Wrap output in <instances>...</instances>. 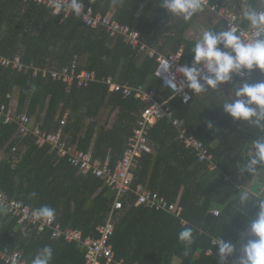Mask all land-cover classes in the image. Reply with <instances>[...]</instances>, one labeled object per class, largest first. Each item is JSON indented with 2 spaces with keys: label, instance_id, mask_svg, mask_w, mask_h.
<instances>
[{
  "label": "trees",
  "instance_id": "trees-1",
  "mask_svg": "<svg viewBox=\"0 0 264 264\" xmlns=\"http://www.w3.org/2000/svg\"><path fill=\"white\" fill-rule=\"evenodd\" d=\"M82 2L94 12L110 13L119 23L134 27L141 41L160 53L181 49L182 63L188 65L194 60L191 49L198 40L186 35L191 26L201 23L207 29H225L224 21L208 9L188 23L171 20L167 10L159 7L162 0H126L123 8H113L111 0H96L95 5L89 0ZM211 2L233 6L238 12L244 10L242 0ZM0 55L19 56L23 63L43 70H61L76 56L79 72L94 71L98 78L111 76L122 84H141L156 92L159 101L171 95L154 75L155 58L139 53L119 36L111 37L103 27L86 26L81 18L61 12L57 15L32 2L0 0ZM242 82L244 79L232 85L222 84L219 91L201 95L191 91L187 103L179 97L168 102L173 115L209 148L216 169H208L193 150L177 140V132L167 119L153 125L149 134L152 152L141 153L133 169L134 186L142 184L182 207L187 226L196 229V243L190 254L184 256L178 241L185 224L169 213L134 207L131 195L114 216L109 242L115 260H123V264H218L219 248L211 245L214 238L222 237L237 248L247 236L258 208L250 209V204L244 215L237 207L238 195L252 183L258 184L254 182L258 178L239 176L236 164L247 158L251 142L264 133L243 122H233L222 107ZM249 82H264V74L253 70ZM32 85L36 86L35 93ZM15 91L18 112L26 110L42 128L60 132L66 142L83 151L91 150L94 157L104 158L109 153L111 165L122 156L137 114L145 107L139 99L123 98L103 83L83 88L73 85L66 90L62 82L42 73L33 76L0 66V102ZM104 106L109 107L110 114L98 124L97 117ZM101 185L98 178L80 173L49 147H38L31 137L17 136L15 125L0 121V188L9 197L31 209L51 206L56 210L55 221L63 228L80 229L83 236L96 237V227L104 223L112 204L108 189ZM33 192L38 195L29 198ZM213 209L219 211L217 216ZM47 245L54 249L51 264H84L80 244L53 239L48 231L39 233L34 226L18 224L9 214L0 216L1 251L9 254L19 250L31 263ZM208 249H212L211 254ZM230 260L231 257L227 264ZM100 264L107 263L102 260Z\"/></svg>",
  "mask_w": 264,
  "mask_h": 264
},
{
  "label": "built area",
  "instance_id": "built-area-1",
  "mask_svg": "<svg viewBox=\"0 0 264 264\" xmlns=\"http://www.w3.org/2000/svg\"><path fill=\"white\" fill-rule=\"evenodd\" d=\"M23 1L43 6L55 14L61 12L64 16L69 15L67 10H61L58 7L59 4L63 3V0ZM212 5H215V7H212ZM212 5L207 9L224 21L225 29L231 25L240 26V34L244 39L248 38L249 32L247 23L243 20V12L236 11L230 5ZM89 8L91 7L84 6L85 11L83 16L80 17L83 23L93 28L103 27L111 37L119 36L127 45L136 49L139 53L155 58L154 75L160 81L161 86L171 92V95L167 99L159 101L156 98V92L146 90L141 84H122L111 76L98 78L94 71L79 72L77 70L76 56H74L69 66L63 67L61 70H43L33 64L23 63L19 56L8 58L0 55V66L11 68L23 74L31 73L33 76L42 73L43 76L49 77L53 81L62 82L66 90H70L73 85L83 88L88 87L92 83H103L113 92L120 93L123 98L134 97L145 104V107L137 114L136 126L126 143L122 156L111 165V155L109 153L104 158L94 157L91 151H83L75 145L66 142L60 132H50L42 128L41 124L33 120L26 110L18 112L13 94L7 93L5 95L6 100L0 102V121L5 125H15L17 136L23 138L31 137L34 144L38 147H49L50 151H53L57 157L66 159L80 173L91 174L98 178L102 183L101 187L108 189V194L112 197V204L104 223L96 227L97 236L93 237L83 236L80 229L63 228L55 220L52 222L35 221L32 219L33 209L23 204L20 200L9 197L2 188H0V200H3L11 209L9 215L17 219L18 224L34 226L39 233L48 231L53 239H63L68 243L76 242L80 244L84 250V264H100L102 260H105L107 264H123V260L117 261L114 259V251L109 240L114 232L115 213L122 208L125 199L133 195L134 207L166 212L180 219L182 223L185 222L182 218L183 209L177 203L168 201L164 196L142 184L133 185V169L136 165L137 157L143 152H152L149 134L153 125L159 120L167 119L177 132V140L185 148L193 150L199 161L205 162L210 170L216 169L217 165L209 148L193 133L189 132L186 124L173 115V111L168 105L170 99L174 97H179L183 103L191 100L185 101V95L192 97L191 90L187 87L182 92H174L166 84L169 73L163 72L169 63L171 66L170 72L176 76L177 83L179 84V82L184 80V77L177 72V69L184 65L182 63V50L167 54L160 53L155 48L141 41L140 32L134 27L119 23L112 18L110 13L102 15L94 12L92 8V12L88 13L87 10ZM220 47H223V45H220ZM189 66H192V62ZM241 79L244 78L233 75L232 81L227 83V85H232ZM61 123H64V119L61 120ZM212 213L217 216L219 211L213 209ZM216 240L217 238H214L211 245L215 246ZM207 253L211 254L212 249H208ZM0 262L3 264H31L19 250H14L9 254L0 250Z\"/></svg>",
  "mask_w": 264,
  "mask_h": 264
},
{
  "label": "clouds",
  "instance_id": "clouds-1",
  "mask_svg": "<svg viewBox=\"0 0 264 264\" xmlns=\"http://www.w3.org/2000/svg\"><path fill=\"white\" fill-rule=\"evenodd\" d=\"M89 3L95 5L96 0H89ZM242 4L243 20L247 22L249 32L247 39L240 34L241 28L237 25H231L220 31L208 28L203 31L202 37L191 49L194 56L192 66L184 64L177 69L184 80L177 83L176 76L170 72L169 63L163 72L169 73L166 84L174 92H182L187 87L195 95L219 91L222 84L232 81L233 75L243 77L244 82L238 83L234 93L223 103V110L233 122H243L264 133V82L256 84L249 82L253 70L258 69L264 74V0H258V3L242 0ZM125 5L126 0H111L113 8H123ZM210 5H212L211 0H162L159 7L167 10L171 20L188 23L198 14L204 13ZM58 7L67 10L69 15L76 18L83 16L85 11L82 0H63ZM87 11L91 13L92 9L89 8ZM102 59L107 60V57ZM36 90V86L32 85L31 91L35 93ZM184 98L185 101L191 99L187 95ZM236 168L239 176L248 174L264 184V135L256 136L251 142L247 158L239 161ZM37 195L33 192L29 198H35ZM250 204V209L258 208L247 228V236L252 239H249L241 249L236 264H264V198L253 197L248 191H241L237 206L240 212L247 215L249 210L247 212L245 210L249 209ZM10 211L7 204L0 200V216L6 217ZM55 218L56 210L48 205L36 208L32 212V219L37 222H52ZM183 223L185 227L179 233L178 241L184 248V256H188L196 243V229L187 226L186 221ZM24 235L27 237L28 233L25 232ZM215 245L219 248L218 264H227L236 251V245L225 242L222 237L215 241ZM53 257L54 249L51 245H47L38 251L31 264H51Z\"/></svg>",
  "mask_w": 264,
  "mask_h": 264
},
{
  "label": "crops",
  "instance_id": "crops-1",
  "mask_svg": "<svg viewBox=\"0 0 264 264\" xmlns=\"http://www.w3.org/2000/svg\"><path fill=\"white\" fill-rule=\"evenodd\" d=\"M225 6V5H224ZM243 12V11H242ZM205 30L207 29V28H204ZM168 53V52H167ZM167 53H163V54H167ZM170 53V52H169ZM16 94H17V91H15L14 93H13V98H14V102H15V104H16V98H17V96H16ZM157 96V95H156ZM104 112H106L107 113V116L110 114V109H109V107H102L101 109H100V112H99V115H98V124H102L106 119H102L103 118V114H104ZM33 118V120H35L36 121V119L34 118V117H32ZM107 118V117H106ZM64 120H65V118H63ZM37 122V121H36ZM37 123H39V124H41L40 122H37ZM72 145H74V144H72ZM76 146V145H75ZM77 147V146H76ZM78 148V147H77ZM80 149V148H79ZM89 151H91V150H89ZM92 152V151H91ZM254 182H257L258 184H254V183H252V185H253V187H252V185H249V186H247V187H245L246 188V190L248 191V192H251V193H254L255 195H257V196H261L262 198H264V184H262L261 182H260V180L259 179H254ZM34 210V209H33ZM10 216V215H9ZM11 217V216H10ZM13 218V217H12ZM198 255V254H197ZM240 258V257H239ZM175 264H177L176 262H175Z\"/></svg>",
  "mask_w": 264,
  "mask_h": 264
},
{
  "label": "rangeland",
  "instance_id": "rangeland-1",
  "mask_svg": "<svg viewBox=\"0 0 264 264\" xmlns=\"http://www.w3.org/2000/svg\"><path fill=\"white\" fill-rule=\"evenodd\" d=\"M204 26L200 23H196L195 25L191 26L189 30L187 31V37L192 39H200L202 37ZM107 113L104 112L103 114V120L106 119ZM264 189V188H263Z\"/></svg>",
  "mask_w": 264,
  "mask_h": 264
},
{
  "label": "water",
  "instance_id": "water-1",
  "mask_svg": "<svg viewBox=\"0 0 264 264\" xmlns=\"http://www.w3.org/2000/svg\"><path fill=\"white\" fill-rule=\"evenodd\" d=\"M249 239H252V237L246 236L240 244L237 246L235 253L231 257L230 264H236L238 261L240 255H241V249L248 243Z\"/></svg>",
  "mask_w": 264,
  "mask_h": 264
}]
</instances>
